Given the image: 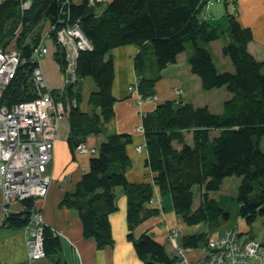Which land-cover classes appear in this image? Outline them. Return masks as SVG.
I'll return each instance as SVG.
<instances>
[{"label":"trees","instance_id":"1","mask_svg":"<svg viewBox=\"0 0 264 264\" xmlns=\"http://www.w3.org/2000/svg\"><path fill=\"white\" fill-rule=\"evenodd\" d=\"M205 1L109 0L99 12L94 9L99 3L90 0L0 2V49L17 50L23 60L15 77L2 91L0 104L11 106L36 97L31 80L35 64L31 56L50 27L54 30L45 45L55 48V59L62 71L63 52L54 43L56 30L78 22L89 41L90 49L78 54L75 76L94 80L96 90L90 94L89 103L98 112H81L72 86L65 87L66 101L72 98L76 101L66 112L67 144L73 151L89 134L105 135V138L95 153L89 154L87 171L74 191L65 194L61 204L76 210L83 236L92 238L96 247L102 249L113 242L109 216L117 210L115 188L121 189L126 197L127 238L132 240L142 264H171L176 259L170 258L164 246L147 232L133 238L134 228L158 211L146 205L155 188L161 196H170L174 213L188 226L202 223L215 227L220 220L227 221L230 217L227 201L238 205V216L248 225L264 217V151L259 147L264 136V61L249 53L251 30L240 25L236 17L226 12L225 28L203 20ZM24 3H27L25 8ZM222 35H227L228 42L222 46L221 53L229 59L232 71H217L204 46ZM128 44L139 49L133 56V67L137 89L143 98L154 95L152 88L156 80L143 75L148 56L159 73L175 63L187 44L192 48L187 64L190 72L198 76L201 89L224 87L230 93L219 113L211 112L207 106L173 99L158 103L154 110L143 115L145 164L151 182L127 180L130 165L127 147L131 137L108 133L107 129L116 100L111 93L114 70L109 51ZM186 133H191V144L186 142ZM231 177L239 180L235 197L227 193L216 197L224 180ZM196 200L198 206L193 208ZM22 203L24 210L10 213L3 225L22 228L27 223L31 209L37 208L33 199ZM203 237L204 234L184 235L179 245L184 249L196 247ZM43 238L46 254L58 251V238L46 225ZM261 244L264 246V241Z\"/></svg>","mask_w":264,"mask_h":264},{"label":"crops","instance_id":"2","mask_svg":"<svg viewBox=\"0 0 264 264\" xmlns=\"http://www.w3.org/2000/svg\"><path fill=\"white\" fill-rule=\"evenodd\" d=\"M81 1L71 0L73 3ZM95 1L99 4L94 5V9L99 12L103 8V4L109 0ZM208 1H211V4L205 8L208 15L207 21L219 28H225L227 25L225 13L228 12L230 3L228 4L226 1L234 4L236 20L243 27L249 28L252 33V40L247 44L249 53L257 60L264 61V0ZM222 4L223 6H220ZM227 42V35H222L219 39L208 43L209 46L214 47L215 55L221 62L220 72L233 69L229 59L221 54V48ZM138 50L137 46L128 44L109 51L113 59L114 70L111 93L116 100L113 104L114 115L108 123L107 129L108 133L128 134L131 137V143L127 147L130 165L126 171V177L129 182L133 183L151 182V173L145 164L146 147L140 115L154 110L160 102L173 99L191 103L194 106H207L211 112L219 113L223 101L230 97V93L224 87L208 90V92L201 89L198 76L190 72L187 64V58L191 55L192 48H186L177 55L175 63L169 64L159 73L154 69L153 61L148 56L143 75L145 78H156L152 94L156 95L157 99L138 102L136 91L128 90V86L133 84L136 77L133 56ZM54 52L55 48L49 46L48 53L40 59V67L47 87L54 91L53 98L55 97L56 101L64 99L66 101L67 99L63 95L66 87L64 73L55 59ZM71 90L78 96L77 106L81 112H98L89 103L90 94L96 90V84L91 77H79ZM176 90H181V95L178 97L175 95ZM214 93H218L220 96L212 95ZM66 114L61 115L57 121L59 122L63 116H67ZM58 122L52 157L48 165L51 182L46 196L34 200V203L42 213L45 225L57 236L59 249L46 254L44 258L29 259L23 228H10L3 225L0 190V264H142L135 253L132 240L127 238L126 197L121 189L116 195L117 210L109 216L113 242L110 246L102 249L96 247L92 238L83 236L81 221L76 210L61 204L65 194L74 191L82 175L87 171L90 155L76 150L72 151L68 147V119L64 120V124H58ZM185 136L186 142L191 144V133H186ZM104 138L105 135L89 134L83 140V144L97 148ZM138 147L140 150L137 149ZM231 179L227 178L224 182L233 181L235 184L239 182L238 179ZM225 193L222 187L215 196ZM151 199L153 201H149L146 205L158 211L134 228L133 238H137L143 232L149 233L154 240L164 246L170 258L175 256L173 240L179 243L180 238L184 235L204 234L203 240L196 247L186 249L185 257L188 262H195L203 257L205 241L211 237L216 238L230 227L235 226L238 229L241 239L253 238L260 243L264 241V228L260 232L261 239L256 238L257 233H254L256 221L252 225H248L239 218L238 223L223 229L218 228L219 223L215 227L202 223L188 226L174 213L169 196H161L155 188ZM197 206L198 201L196 200L193 208ZM262 221H264V217ZM172 229L179 232L175 239L168 237ZM253 264H258V261L253 260Z\"/></svg>","mask_w":264,"mask_h":264},{"label":"built area","instance_id":"3","mask_svg":"<svg viewBox=\"0 0 264 264\" xmlns=\"http://www.w3.org/2000/svg\"><path fill=\"white\" fill-rule=\"evenodd\" d=\"M25 7L27 3L23 4V8ZM53 30L52 26L45 31L32 52L31 62L35 65L31 70V80L36 97L11 106L0 104V190L4 218L10 213L22 212L23 200H37L46 196L51 182L48 165L52 157L57 120L67 112L71 104L74 106L76 103L75 99L55 101L44 80L40 59L48 53L45 42L51 38ZM54 43L63 52L64 84L74 85L77 81L75 70L78 54L90 49V43L78 22H71L57 29ZM22 63L19 51L0 49V97ZM137 81L135 77L128 90L136 91L138 102L157 99L156 95L143 98L138 92ZM175 95L180 96L181 90H176ZM137 149L140 150L139 147ZM75 150L83 154H93L96 151L84 144L77 145ZM44 227L41 212L32 208L27 223L22 227L29 259L37 260L46 256ZM239 235L238 229L232 227L225 229L216 238H209L204 248L205 254L195 262L187 261L186 249L179 245L175 250L176 259L171 264H253V260L264 264V246L253 238L241 239Z\"/></svg>","mask_w":264,"mask_h":264},{"label":"rangeland","instance_id":"4","mask_svg":"<svg viewBox=\"0 0 264 264\" xmlns=\"http://www.w3.org/2000/svg\"><path fill=\"white\" fill-rule=\"evenodd\" d=\"M95 1V0H94ZM216 1H221V0H216ZM228 4L230 3V5H229V8L227 9L228 10V14L229 15H232V16H234L235 17V13H236V8H234V4L233 3H231V2H228V1H226ZM209 4H211V1H208V0H206L205 1V3H204V14H203V20H206L207 21V19H208V15H207V13H206V11H205V8L209 5ZM103 5H105V3L103 4ZM220 6H223V4L222 5H220ZM232 8H234V10H232ZM226 19V18H225ZM46 25V24H45ZM189 45L190 44H187V47L186 48H189ZM205 46V48L210 52V54H211V57H212V60H213V63H214V65L217 67V71H219L220 72V68H221V62H219V60H218V58H217V56L215 55V52H214V47L213 46H209L208 44H205L204 45ZM4 51V50H3ZM222 54V53H221ZM34 68V67H33ZM222 68H223V66H222ZM78 80V79H77ZM74 84H76V83H74ZM72 87L74 86V85H71ZM206 92H208V91H206ZM212 95H216L217 97L218 96H220V94H218V93H214V94H212ZM67 115V114H66ZM61 116V115H60ZM59 116V117H60ZM140 117H141V119H142V115H140ZM64 120H67V116H63L62 118H61V120L58 122V124H64L65 122H64ZM88 147V146H87ZM259 147H260V149L262 150V151H264V136H262L261 137V139L259 140ZM232 179L231 180H236V177H231ZM227 180V179H226ZM222 187H223V190L227 193V194H230L232 197H235V194H236V188H237V184H235L233 181H226V182H224L223 183V185H222ZM117 192H119V188H115V195H117ZM193 192H194V194H196L197 192H196V187L193 189ZM212 194H214V193H212ZM215 195V194H214ZM170 197V196H169ZM226 206H229V208H228V211H229V215H230V217H229V219L227 220V221H223V220H220L219 221V224H218V228H220V229H223V228H225V227H230V226H232V225H234L235 223H238L239 222V216H238V205L235 203V202H233V201H227V203L225 204ZM263 220V217H258L257 219H256V225H255V230H254V233H257V235H256V238L258 239V240H260L261 239V237H260V232L262 231V229L264 228V221H262ZM246 223V222H245ZM247 224V223H246ZM245 224V225H246ZM248 226V225H247ZM172 231V232H171ZM170 231V233H169V236L168 237H171L170 239H175V237H177L178 236V234H179V232H178V230H175V229H172ZM175 241L173 240V248L176 250V249H178L179 248V243H174ZM186 251V250H185ZM202 258V257H201ZM174 262V261H173Z\"/></svg>","mask_w":264,"mask_h":264},{"label":"bare ground","instance_id":"5","mask_svg":"<svg viewBox=\"0 0 264 264\" xmlns=\"http://www.w3.org/2000/svg\"><path fill=\"white\" fill-rule=\"evenodd\" d=\"M9 83H10V82H9ZM4 89H5V88H4ZM4 89H3V90H4Z\"/></svg>","mask_w":264,"mask_h":264}]
</instances>
